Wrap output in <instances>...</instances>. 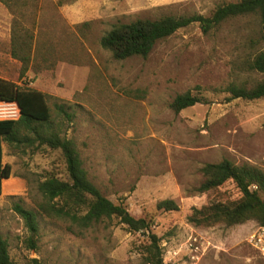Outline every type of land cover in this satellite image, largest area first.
Wrapping results in <instances>:
<instances>
[{
  "label": "rangeland",
  "instance_id": "1",
  "mask_svg": "<svg viewBox=\"0 0 264 264\" xmlns=\"http://www.w3.org/2000/svg\"><path fill=\"white\" fill-rule=\"evenodd\" d=\"M238 0H16L13 11L0 3V78L38 90L72 107L63 128L73 140L88 179L134 218L150 221L158 245L180 246L194 232L205 238L201 264H264L247 244L257 225L194 227L191 208L208 201L231 203L240 193L231 181L207 193L195 189L205 163L227 159L264 171V96L223 102L230 83L253 86L261 74L245 61L261 48L255 17L223 22L204 35L196 24L155 44L145 57L115 60L99 40L113 25L164 15H208L217 5ZM13 23L32 34L28 70L10 56ZM189 91L208 103L177 113L172 99ZM14 103L0 102V120L17 119ZM11 175L1 182L0 234L14 264H145L142 232L117 219L70 232L63 220L38 216L36 249L13 203L35 211L37 184L48 175L65 179L59 151L40 148L16 154L2 145ZM176 211H162V200ZM161 254V253H160Z\"/></svg>",
  "mask_w": 264,
  "mask_h": 264
},
{
  "label": "trees",
  "instance_id": "2",
  "mask_svg": "<svg viewBox=\"0 0 264 264\" xmlns=\"http://www.w3.org/2000/svg\"><path fill=\"white\" fill-rule=\"evenodd\" d=\"M71 1V0H65ZM16 0H0L13 11ZM245 16H253L258 23V38L261 45L251 59L245 61L247 71L262 75L251 87L230 83L220 92L223 102L234 99L252 101L264 96V0H238L217 5L208 15H164L155 19H136L128 23L113 25L100 38V47L110 52L115 60L130 57L145 58L156 43L173 35L177 30L196 24L204 35L223 22ZM32 34L13 23L11 30L10 56L21 63L20 76L28 70L31 55ZM38 90L21 87L16 83L0 78V102L18 106L17 119L0 120V192L1 182L10 177V167L2 163V145L12 153L35 152L40 148L57 150L63 160L66 178L48 175L37 184L39 200L36 210L25 209L20 203H13L14 212L21 218L28 236L24 247L36 249L39 234L38 216L63 220L69 223L72 233L81 232L104 221L117 219L130 232H142L148 244L144 247L145 264H162L158 238L149 231L150 221L134 218L122 204H114L101 194L88 179L76 145L63 134V128L73 118L72 107L68 103L52 98ZM208 101L189 91L176 95L169 108L177 113L195 104ZM199 172L202 181L195 189L197 193H207L231 181L240 193L237 201L222 203L208 201L200 208H191L187 221L198 228L215 225L232 227L253 221L264 225V171L249 164L235 165L227 159L216 163L203 164ZM255 186V190H250ZM162 211H176L177 204L172 200H162L156 205ZM0 264H14L8 254V243L0 234Z\"/></svg>",
  "mask_w": 264,
  "mask_h": 264
},
{
  "label": "built area",
  "instance_id": "3",
  "mask_svg": "<svg viewBox=\"0 0 264 264\" xmlns=\"http://www.w3.org/2000/svg\"><path fill=\"white\" fill-rule=\"evenodd\" d=\"M255 190V186H250ZM247 244L264 259V225H256L246 239ZM205 238L190 232L185 242L176 247L169 246L166 242L159 245L162 264H201Z\"/></svg>",
  "mask_w": 264,
  "mask_h": 264
},
{
  "label": "water",
  "instance_id": "4",
  "mask_svg": "<svg viewBox=\"0 0 264 264\" xmlns=\"http://www.w3.org/2000/svg\"><path fill=\"white\" fill-rule=\"evenodd\" d=\"M16 105V104H15ZM16 107L18 108V106L16 105Z\"/></svg>",
  "mask_w": 264,
  "mask_h": 264
}]
</instances>
